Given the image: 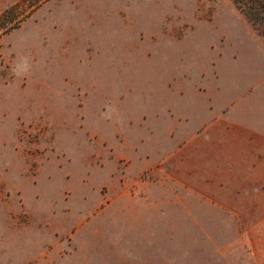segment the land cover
<instances>
[{"label": "rangeland", "instance_id": "374dc122", "mask_svg": "<svg viewBox=\"0 0 264 264\" xmlns=\"http://www.w3.org/2000/svg\"><path fill=\"white\" fill-rule=\"evenodd\" d=\"M259 130L232 0H0V264H264Z\"/></svg>", "mask_w": 264, "mask_h": 264}, {"label": "crops", "instance_id": "0c3cea01", "mask_svg": "<svg viewBox=\"0 0 264 264\" xmlns=\"http://www.w3.org/2000/svg\"><path fill=\"white\" fill-rule=\"evenodd\" d=\"M255 136L248 140L244 148L236 149L233 153L232 144L216 143L214 151H220L218 157H214L213 161L204 162L208 165L204 166V170L225 171L232 175H242L245 177H262L264 178V132L252 131ZM228 145V146H226ZM219 148V149H218Z\"/></svg>", "mask_w": 264, "mask_h": 264}, {"label": "trees", "instance_id": "16d2710c", "mask_svg": "<svg viewBox=\"0 0 264 264\" xmlns=\"http://www.w3.org/2000/svg\"><path fill=\"white\" fill-rule=\"evenodd\" d=\"M238 10L264 38V0H232Z\"/></svg>", "mask_w": 264, "mask_h": 264}]
</instances>
